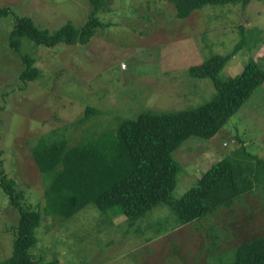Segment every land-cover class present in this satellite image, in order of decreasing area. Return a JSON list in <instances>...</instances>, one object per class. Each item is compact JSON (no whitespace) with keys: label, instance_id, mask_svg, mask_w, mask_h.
I'll use <instances>...</instances> for the list:
<instances>
[{"label":"rangeland","instance_id":"rangeland-1","mask_svg":"<svg viewBox=\"0 0 264 264\" xmlns=\"http://www.w3.org/2000/svg\"><path fill=\"white\" fill-rule=\"evenodd\" d=\"M100 5L96 16L105 25L86 45L60 42L48 48L21 37L19 53L8 45L12 16H0L2 167L30 208L44 207L45 187L32 156L41 135L56 128L72 144L142 111L202 104L214 89L208 78L192 77L187 68L211 54L231 55L218 73L221 78L238 74L250 57L264 70V1L251 0L245 7L205 5L184 18L175 16L167 0H102ZM2 6L50 32L67 22L79 28L91 11L89 0H0ZM20 55L35 60L38 78L20 81ZM87 107L96 112L79 123ZM242 146L264 159V83L215 134L189 135L172 152L179 162L173 195H181L212 163ZM114 209L88 203L69 218L44 216L30 253L59 264H215L216 256L227 262L244 241L264 234V186L258 182L232 207L180 225L163 205L133 225ZM16 219L0 189V262L11 254Z\"/></svg>","mask_w":264,"mask_h":264},{"label":"trees","instance_id":"trees-1","mask_svg":"<svg viewBox=\"0 0 264 264\" xmlns=\"http://www.w3.org/2000/svg\"><path fill=\"white\" fill-rule=\"evenodd\" d=\"M177 18H184L205 5L240 4L251 0H167ZM264 1V0H261ZM91 11L82 26L67 22L53 32L36 25L32 18L16 15L6 6L0 16L11 15L8 45L19 53V38L52 48L57 43L86 45L98 27L105 25L96 12L102 0H89ZM242 40L235 47L238 48ZM234 49V50H235ZM231 55L211 54L190 65L192 77L208 78L214 89L211 98L193 108L171 112L142 111L136 118H123L116 127L101 130L69 144L68 137L53 128L41 135L32 149L33 159L44 183V207L23 204L24 192L13 177L5 174L0 150V189L16 210L12 226L11 254L0 264H59L57 259L42 262L30 253L37 243L35 229L44 216L69 218L88 203L100 210L115 207L112 213L125 216L129 225L144 218L157 206H167L180 225L200 219L214 210L230 208L236 198L252 191L255 183L264 186V159L237 147L212 163L181 195L175 197L179 162L172 152L189 135L210 137L264 83V70L250 57L235 76L221 78L218 73ZM24 64L20 81L40 76L35 60L20 55ZM96 112L87 107L83 123ZM160 224L164 223L162 219ZM176 225V226H177ZM149 238L147 241L151 240ZM212 239L207 251L214 247ZM215 264H264V234L244 241L227 262Z\"/></svg>","mask_w":264,"mask_h":264}]
</instances>
